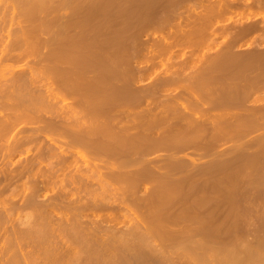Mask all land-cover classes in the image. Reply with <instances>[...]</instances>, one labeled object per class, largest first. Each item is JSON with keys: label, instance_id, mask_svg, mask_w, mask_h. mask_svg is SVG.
Returning a JSON list of instances; mask_svg holds the SVG:
<instances>
[{"label": "rangeland", "instance_id": "obj_1", "mask_svg": "<svg viewBox=\"0 0 264 264\" xmlns=\"http://www.w3.org/2000/svg\"><path fill=\"white\" fill-rule=\"evenodd\" d=\"M18 1L0 264H264V0Z\"/></svg>", "mask_w": 264, "mask_h": 264}, {"label": "bare ground", "instance_id": "obj_2", "mask_svg": "<svg viewBox=\"0 0 264 264\" xmlns=\"http://www.w3.org/2000/svg\"><path fill=\"white\" fill-rule=\"evenodd\" d=\"M8 1H10V0H7L6 3H8ZM23 1H24V3H25L26 0H19V1H18V2H19V5H20V4H21V6H22V5H25V4L23 3ZM27 1H28V0H27ZM30 1H31V0H29L28 2L30 3ZM36 1H38V0H36ZM36 1H35V2H36ZM4 2H5V0H3V3H4ZM33 2H34V1H33ZM35 2H34V3H35ZM39 2H41V0L38 1V3H39ZM43 2H44V1H43ZM46 2H47V1H46ZM46 2H44V3H46ZM65 2H66V1H65ZM83 2H84V1H83ZM6 3H5V4H6ZM12 3H13V2H12ZM14 3H17V1L14 2ZM29 3H28V4H29ZM36 3H37V2H36ZM38 3H37V4H38ZM44 3H43V4H44ZM67 3H68V2H67ZM70 3H71V2H70ZM70 3H69V4H70ZM77 3H78V2H77ZM86 3H87V2H86ZM1 4H2V1H1ZM26 4H27V2H26ZM39 4H40V3H39ZM39 4H38V5H39ZM88 4H89V2H88ZM8 5H9V3H8ZM8 5H7V7L10 6V5H9V6H8ZM19 5H18V6H19ZM29 5L34 6V7H31V6H30L31 8H33V12H34V9H37L38 7H41V6H42V5H41V6H40V5H39V6L37 5V7H36L35 4L33 5V3H32V4H29ZM44 5H45V4H44ZM80 5H81V4H80ZM82 5H83V3H82ZM25 6H26V5H25ZM77 6H78V4H77ZM85 6H86V5H85ZM87 6H88V5H87ZM0 7H1V5H0ZM10 7H12V6H10ZM16 7H17V6H16ZM19 7H20V6H19ZM19 7H18V8H19ZM30 7H29V8H30ZM22 8H23V7H22ZM25 8H26V7H24L23 9H25ZM29 8H28V9H29ZM75 8H76V7H75ZM79 8H80V6H79ZM86 8H87V7H86ZM98 8H100V7H98ZM38 9H40V8H38ZM14 10H15V9H14ZM18 10H19V9H18ZM22 11H23V10H22ZM16 12H17V11H16ZM24 12H25V11H24ZM24 12H23V13H24ZM28 12H29V11H28ZM36 12H37V11H36ZM31 13H32V12H31ZM31 13H30V14H31ZM19 14H20V13H19ZM25 14H26V13H25ZM30 14H29V15H30ZM36 14H37V13H36ZM29 15H28V16H29ZM21 16H24V15H21ZM31 16H32V14H31ZM31 16H30V17H31ZM34 16H35V15L33 14V17H34ZM19 17H20V16H19ZM33 17H32V18H33ZM21 18H23V17H21ZM21 18H20V19H21ZM24 18H25V17H24ZM20 19H19V20H20ZM29 19H30V18H29ZM23 20H24V19H23ZM20 22H21V20H20ZM255 256H257V255H255ZM255 259H256V257H255Z\"/></svg>", "mask_w": 264, "mask_h": 264}]
</instances>
